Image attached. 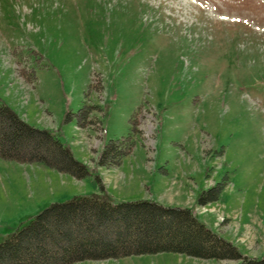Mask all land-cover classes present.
<instances>
[{
    "label": "rangeland",
    "instance_id": "rangeland-1",
    "mask_svg": "<svg viewBox=\"0 0 264 264\" xmlns=\"http://www.w3.org/2000/svg\"><path fill=\"white\" fill-rule=\"evenodd\" d=\"M0 100L90 170L0 158V243L53 203L92 195L190 207L264 257V0H0ZM85 104L95 109L81 126ZM139 109L144 134L101 166ZM220 183L216 201L197 204ZM237 263L161 252L74 264Z\"/></svg>",
    "mask_w": 264,
    "mask_h": 264
},
{
    "label": "trees",
    "instance_id": "trees-1",
    "mask_svg": "<svg viewBox=\"0 0 264 264\" xmlns=\"http://www.w3.org/2000/svg\"><path fill=\"white\" fill-rule=\"evenodd\" d=\"M21 72L19 70V75ZM34 85L32 72L22 73ZM85 104L79 113L81 126L92 122ZM139 109L133 116L128 138L112 140L100 165H119L134 147L130 136L142 134ZM132 134H134L132 136ZM127 147L124 148L123 143ZM0 158L22 163H41L79 179L90 175L61 140L48 129L31 126L8 104L0 100ZM101 191L105 186L99 178ZM225 185L203 191L197 204L216 201ZM182 253L203 259L236 260L237 264H264V257H251L202 222L189 207H172L152 200L114 203L97 196L75 195L53 203L0 243V264H74L132 255Z\"/></svg>",
    "mask_w": 264,
    "mask_h": 264
},
{
    "label": "bare ground",
    "instance_id": "bare-ground-1",
    "mask_svg": "<svg viewBox=\"0 0 264 264\" xmlns=\"http://www.w3.org/2000/svg\"><path fill=\"white\" fill-rule=\"evenodd\" d=\"M213 11L218 12V13H221L217 8H214Z\"/></svg>",
    "mask_w": 264,
    "mask_h": 264
},
{
    "label": "crops",
    "instance_id": "crops-1",
    "mask_svg": "<svg viewBox=\"0 0 264 264\" xmlns=\"http://www.w3.org/2000/svg\"><path fill=\"white\" fill-rule=\"evenodd\" d=\"M104 184V183H103ZM105 186V185H104ZM106 190H107V188H106ZM202 221H203V219H201ZM204 222V221H203Z\"/></svg>",
    "mask_w": 264,
    "mask_h": 264
}]
</instances>
